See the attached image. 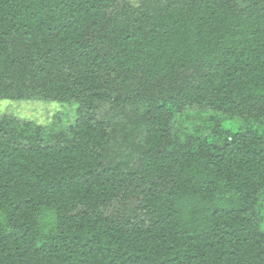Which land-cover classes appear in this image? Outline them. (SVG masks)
Returning a JSON list of instances; mask_svg holds the SVG:
<instances>
[{
    "label": "trees",
    "instance_id": "16d2710c",
    "mask_svg": "<svg viewBox=\"0 0 264 264\" xmlns=\"http://www.w3.org/2000/svg\"><path fill=\"white\" fill-rule=\"evenodd\" d=\"M119 1L0 0V101L76 113H0V264H264V0Z\"/></svg>",
    "mask_w": 264,
    "mask_h": 264
},
{
    "label": "rangeland",
    "instance_id": "374dc122",
    "mask_svg": "<svg viewBox=\"0 0 264 264\" xmlns=\"http://www.w3.org/2000/svg\"><path fill=\"white\" fill-rule=\"evenodd\" d=\"M153 1L163 2L164 0H120L117 5L127 2L129 5L136 7L139 3H152ZM191 112L193 113L192 115L190 114ZM0 113L12 114L40 126H47L52 121H56L59 117L60 119L56 122L60 124V128L63 130L70 128L76 118L74 106L45 102H11L3 100L0 101ZM209 115L210 113L207 108L199 110L193 108L178 113L176 115V127L174 128L177 138L184 139L189 135L192 137L204 138L205 131L208 129L207 127L209 125ZM185 123L189 125L184 126ZM55 128H58V124ZM211 140L216 141V138L212 137ZM258 198V205L260 204L261 212L264 214V189L260 192Z\"/></svg>",
    "mask_w": 264,
    "mask_h": 264
}]
</instances>
